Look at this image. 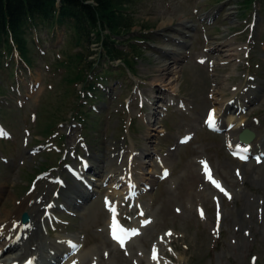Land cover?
I'll return each instance as SVG.
<instances>
[{
	"label": "rangeland",
	"instance_id": "374dc122",
	"mask_svg": "<svg viewBox=\"0 0 264 264\" xmlns=\"http://www.w3.org/2000/svg\"><path fill=\"white\" fill-rule=\"evenodd\" d=\"M133 3L128 13L134 28L118 39L122 45L133 40L130 45L136 47L137 55L132 48L127 52L133 67L130 71L115 67L118 62L100 57L104 55L101 44L91 48L96 52L93 60L114 66L112 71L118 74L105 77L100 68L95 69L106 83L96 92L99 100L90 99L85 105L89 115L83 124L73 119V105L84 104L81 85L67 84L65 69L57 66L70 51L68 29L28 30L29 68L14 51L1 60L0 223L29 197L36 203L43 200L41 206L48 203L57 222H38V247L28 244L31 252L39 254L40 264H45L50 253L60 254L69 242L66 239L73 237L81 243L80 251L65 264H264V158L239 164L229 154L226 133L205 132L202 123L210 108L218 107L214 99L225 106L234 103L238 88L235 99L244 104L246 112L239 118L245 121L243 128L257 136L253 153L264 150V10L256 6L245 13L240 0ZM178 21H187L192 28L178 34ZM162 24L172 29L162 30ZM174 37L180 47L166 40ZM209 38L232 40L240 48L237 57L228 60L224 51H212L205 44ZM161 50L181 56L178 63L170 64L172 71H178L174 88L159 85L167 94L152 88L158 76L157 62H171L161 57ZM230 116L227 113L222 119L226 127ZM47 126H53L51 134ZM229 129L228 136L236 143L241 128ZM187 134L192 135L191 141L180 145ZM111 152H122L124 158L131 155L130 164L142 166L133 174L136 182L142 175L152 179V184L155 181L139 195V205L126 204L121 189L107 181L113 166L94 173L98 171L96 160L110 159ZM81 159L90 161L87 178L96 187L84 208L69 209L73 202L69 192L75 185L66 167L80 166ZM158 159L167 164V180L160 179L164 166ZM58 177L63 181L61 187L54 184ZM79 188L85 191L82 184ZM110 204L127 227L151 220L124 249L112 246L107 238ZM31 211L29 207L24 213L29 216ZM16 252H4L3 259Z\"/></svg>",
	"mask_w": 264,
	"mask_h": 264
},
{
	"label": "trees",
	"instance_id": "16d2710c",
	"mask_svg": "<svg viewBox=\"0 0 264 264\" xmlns=\"http://www.w3.org/2000/svg\"><path fill=\"white\" fill-rule=\"evenodd\" d=\"M241 1L245 11L255 3L264 8V0ZM132 5L133 0H0V62L4 55L11 56L16 49L21 60L30 64L28 30L64 27L70 31L67 35L70 51L64 53V58L57 66L65 69L67 84H80L83 90L94 97L95 83L89 81V77L95 80L98 76L94 74L95 60H89L94 55L91 46L101 44L104 52L101 57L111 61L120 60L126 66L131 64L127 54L119 48L124 45L118 39L129 35L134 28L128 13ZM104 31L107 34H102ZM71 50L78 52L71 53ZM109 72L107 69L104 73ZM77 112L87 116V112L79 111V108Z\"/></svg>",
	"mask_w": 264,
	"mask_h": 264
},
{
	"label": "bare ground",
	"instance_id": "6f19581e",
	"mask_svg": "<svg viewBox=\"0 0 264 264\" xmlns=\"http://www.w3.org/2000/svg\"><path fill=\"white\" fill-rule=\"evenodd\" d=\"M228 15L230 17L232 15V13H228ZM177 23H178L177 25L179 27L177 29H175V32L178 34L183 32L184 28L185 29L192 28L187 21H185V22L184 21L183 22L178 21ZM168 26L166 24H162L160 27H162V30L172 29V26H169V28H168ZM162 40H164V39H162ZM166 40L171 42V43L173 42L175 46L180 47V43L177 41V39L175 37H174V39L172 38V39H166ZM218 40H215L213 38H209L205 44H207L212 51H214V50L218 51L219 50V51H224L225 53H227L226 58H228V60H232V58L237 57V55H238L237 53L240 51V48H237V47L235 48V43H233L232 40H227V39H222L221 41H218ZM174 52H176V51H174ZM174 52H170V51L164 52L161 50V52H160L161 57L164 59L170 60L171 62L169 64L164 63L162 61L157 62V64L159 62L160 63L157 65V68H156L157 69L156 73L158 74V76L156 77L155 81L152 84L153 90L156 89L159 92H160V90H162V91L165 90V89H162V87H159V85H162L164 88H169V90H172L174 88L175 85L173 86V84H174V82L177 81V72L178 71L174 72V70L172 71L170 67H171V65H173V63H178V61H180L179 58L181 57V56H179L180 53L178 54L177 52L176 53H174ZM214 57L217 61L220 60L218 55H215ZM226 63H227V61L225 62V64ZM177 70H178V68H177ZM216 81H217V84H220L219 80L216 79ZM217 89H218L217 94H221L222 89H220V88H217ZM237 91H238V88H235L233 99L236 102H238V101L236 100L237 98H236L235 94L239 93ZM163 92L166 93L167 91H163ZM153 93H156V92H152V94ZM214 100H215V102L218 103V107L212 108V110H211V112L207 118V122L213 121L215 123L214 129L224 127L225 125H224V122H222V119H223V117H225L227 115V113H230L231 116L229 118L228 127L231 128V126H232L235 129H239V128L243 129L245 121L243 118H239L242 114V111L240 110L239 107L236 106V104H235L236 102H234V103L228 102L227 106H225V102H223L222 100L217 99V98ZM231 113H233V114H231ZM228 127L225 126V129L228 130ZM250 131L254 132L252 129ZM254 134H255V138H256L257 137L256 132H254ZM228 144H230V146H229L230 150L232 148H242L243 150L246 149V150L250 151L253 148L252 147L253 143H251L249 145H244V146L241 144H236L233 142L232 139H230V136L228 139ZM232 144H233V146H232ZM144 154L148 155L149 154L148 150H145ZM110 156H111L110 159H106L104 156H102L101 158L96 160L98 162V171L94 172V173L98 175L102 170L106 169L108 166H110V165H111V167L113 166L112 169L110 170V172H107L106 177L108 180H110V181L112 180V183H114L115 186L121 187V194H125V195L131 194V196H133L134 193H132V192L137 190V186L139 185V183L143 187H145V185H151L152 184L153 180L152 179H143V175L140 177L138 182H136L133 179V174L136 172V170L140 171L142 166L141 165L135 166V164L131 165L130 164L131 160H129V157L131 155H129L128 158L127 157L124 158L122 152H116V153H114V155H113V152H111ZM263 156H264V154H263ZM118 157H119V159H118ZM88 159H89V157H88ZM88 159L83 160L82 162L87 163ZM160 163H161V166H164V168L167 166V164L163 160H161ZM125 164H128L129 174H127V175H126L127 171L125 169V166H126ZM83 166L84 165H81L79 169H82ZM87 168H89V167H87ZM88 170L90 171L91 169L89 168ZM81 175L82 174L79 173L77 175V177L81 178ZM83 177L85 178V176H83ZM79 182L81 184H83V181H79ZM74 185H75V179H74ZM71 190L72 191H70V192L68 191L69 197L71 199H73V202L71 203V207L73 209L84 208L87 201L92 197V195H89L90 193L86 194L85 191L83 193L80 192L79 185L72 187ZM37 198H39V197H37ZM34 199L35 198H31V197H29L28 199H25L22 202V204L20 205V207H18L16 209L15 213H11V214L7 213L6 218L2 219L3 222L0 223V254L2 252L4 253V252L9 251V250L13 251V249H17L18 253H16V254L13 253L7 259H3L2 258L3 256L0 257V264H13L19 260L23 261L25 258V255H28L27 257L34 258L35 255L38 254L37 251H35L37 253L36 254L34 252H31L32 251V250H30L31 248L28 249L29 248L28 247L29 242L31 243L32 247H34L35 245L37 246V244H38V243H36V240H38V239H36V237L38 236V230H36V224L38 222L42 221V217H41L42 214H40V213L42 210L44 211V209H43L44 205H43V208L41 206L43 204L42 203L43 200L41 201L40 199H38V201L36 203L34 201ZM78 199L83 200L82 205H79V204L75 205L74 201L76 202V200H78ZM29 207H30V211L32 210L31 212H29L30 218L28 217V220L30 223H29V225L23 226L21 221H20V216H22V214L24 212L28 211ZM114 207L115 206L112 207V210ZM114 219H115V217H114ZM14 225L15 226L17 225L15 229H14ZM23 227L30 228L31 233L29 236L32 238L31 240L29 239L30 241L19 239L18 237L16 238V233H18L17 231ZM109 227H111V223L109 224ZM135 230H137V229L135 228L132 231H135ZM33 232H34V234H33ZM25 236H27V235H25ZM167 239L168 238L165 237L164 243L167 242ZM69 241H73V240H69ZM73 242H75V244L77 243L76 241H73ZM8 245L10 246V249L7 248V247H9ZM73 246H76V245H73ZM40 249H41V247H40ZM38 251H40V250H38ZM154 256H155V253H154ZM154 256H153V260H156V258L154 259ZM158 261H160V260H158ZM75 262H77V261H75ZM75 262H73V263H75Z\"/></svg>",
	"mask_w": 264,
	"mask_h": 264
},
{
	"label": "water",
	"instance_id": "95a60500",
	"mask_svg": "<svg viewBox=\"0 0 264 264\" xmlns=\"http://www.w3.org/2000/svg\"><path fill=\"white\" fill-rule=\"evenodd\" d=\"M255 138V135L253 132H250L248 130H243V132L241 134L238 135V142H240L241 144H248L251 141H253ZM22 221L25 223L27 222V217L26 215H23L22 217Z\"/></svg>",
	"mask_w": 264,
	"mask_h": 264
},
{
	"label": "snow or ice",
	"instance_id": "6c2138e0",
	"mask_svg": "<svg viewBox=\"0 0 264 264\" xmlns=\"http://www.w3.org/2000/svg\"><path fill=\"white\" fill-rule=\"evenodd\" d=\"M4 133L2 132V131H0V135H3ZM211 178V177H210ZM213 183H215L216 184V186L218 187V188H220V184L218 183V182H216V181H213ZM221 191H224V189L223 188H221ZM121 243H123V240H121ZM155 258V257H154Z\"/></svg>",
	"mask_w": 264,
	"mask_h": 264
}]
</instances>
